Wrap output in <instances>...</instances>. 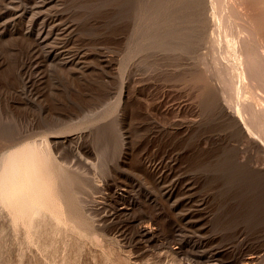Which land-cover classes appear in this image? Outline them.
I'll return each mask as SVG.
<instances>
[{"label":"rangeland","instance_id":"1","mask_svg":"<svg viewBox=\"0 0 264 264\" xmlns=\"http://www.w3.org/2000/svg\"><path fill=\"white\" fill-rule=\"evenodd\" d=\"M54 2L42 8L52 32L41 50L53 45L71 58L69 74L35 57V83L26 85L28 41L0 33V155L16 137L43 131L53 156L75 169L67 179L72 222L65 219L52 232L49 220L46 235L44 227L30 232L9 225L0 206V264H184L165 244L179 223L173 206L188 196L194 228L214 237L225 256L238 238L264 247V145L236 133L228 115L216 110L222 97L214 78L224 64L241 72L234 51L264 41V0H222L219 24L209 0ZM10 11L0 0V14L9 12L2 19ZM75 152L91 162L87 173ZM149 216L159 244L139 235L140 219Z\"/></svg>","mask_w":264,"mask_h":264},{"label":"bare ground","instance_id":"2","mask_svg":"<svg viewBox=\"0 0 264 264\" xmlns=\"http://www.w3.org/2000/svg\"><path fill=\"white\" fill-rule=\"evenodd\" d=\"M3 1L12 9V11H10V16L6 19H2V17L8 15L9 12L0 14V33L2 34L7 33L8 35L16 34L18 37L22 38L26 42L28 41L27 45H28L29 51H31V54H32L30 59L27 58L26 60L27 63L25 64V70H24L25 84L28 86H32L35 83L34 79L33 78L31 79V75H30L32 73L31 72L33 68L32 66L34 65L33 58L35 57H39L40 58L39 61L48 60V61L55 62L56 64L55 63L54 64L58 66L59 69L64 70L66 71L67 74H69L68 66L72 64L71 58H66L65 56L63 57L59 56L58 53L61 51L57 53L56 51H58V48L53 45H50L49 48L45 52H42L41 50L43 45H45L48 42V40L51 38V32H52L51 26H49L46 22L47 20H45L46 17H44V15L41 14L42 8L48 7L49 5H51V3L53 5L54 0H25L23 4H21L20 0H3ZM221 1L222 0H209L210 8H211L209 10L210 17L215 20V24L217 23L219 24V22L221 21L219 17L220 14L218 13V8L221 5ZM15 2H18V4L14 5ZM219 12H220V9H219ZM246 13H247L248 19H251L252 13L250 11H247ZM55 24H59V23L55 22ZM60 25H61V22H60ZM217 27L218 29L219 28L223 29V26L218 25ZM67 29L68 31H70L73 29V26L70 25ZM64 30H65V27H64ZM225 30H226V27H225ZM225 30L223 34L227 40L228 34H227V31ZM262 37H264V34H262ZM259 38L261 39L260 36ZM260 47L262 48V50L259 49ZM236 50L237 51H234L236 52V54H234V52L232 53L235 56H237V58H239V61L241 59V62L243 64L241 65L243 66L242 71L234 72V69L231 68L234 66H229L227 64L226 65L224 64L220 66L221 68L217 69V71H215L214 73V78L218 79L221 83V87L219 90H220V95L222 97V99L220 98L219 100L220 104H219L218 109L216 110H220L221 112L224 113V115H228L232 123L230 124L232 125V127H234V131L236 133L242 135L243 137L245 136V138L246 137L248 138L256 137V139L258 138L257 140L260 142V147H262L264 145V140H263L264 139V129H262V127L264 128V121H263L264 120V107L261 106L260 102H257L258 101L257 98H260L261 100L262 99L261 97H264V67L261 68L262 67L261 64L263 66L264 64L263 63L258 64V62H260L261 56L264 57V41L261 42V44H259L258 47H253L252 49H248V51H242L241 46H239V48H237ZM211 53L213 54V51H211ZM212 57L214 58V60L217 61L218 57L216 55L213 54ZM221 61L219 60V63ZM214 62L212 63L214 64ZM74 66L72 67L71 65V67L73 68L71 70H74ZM260 68L262 69L261 71H259ZM63 72H62V75H63ZM64 76L67 77V75H64ZM236 76L237 78H240L239 83L237 84L235 82V80L237 81V79L235 78ZM123 84L124 83L121 82V85H120L121 89L119 91L120 98L124 90ZM218 95L219 94H217V97ZM237 96L239 97L243 96V97H241L240 99H236ZM216 101H218V99ZM119 103H120V100H119ZM214 103H215V99H214L213 104ZM258 103L260 104V106L256 105ZM262 103H264V101ZM215 104L217 105V102ZM227 105L228 107L226 108ZM223 113L221 114L223 115ZM101 117H104V115ZM38 121L39 120H37V122ZM49 123L50 121L48 122V124ZM31 130H33L32 126H31ZM32 132H33L32 134H29V135L26 134V136L21 135L20 137H16L15 142L10 140L14 143V145L12 147L9 146L8 147L9 149L8 148L7 150L5 149L6 151L0 155V206L2 208H5L7 211V214L9 217L8 219L10 221L9 225L16 226L18 223H20L22 224V226L24 225L23 227H26V229L28 227L29 231L31 229L32 232H36L37 230L38 232H42V231H39V228L41 230V227H44V229L43 228L42 229L45 234L44 233L43 234L46 235V232H47L46 230H48V229H45L46 225L47 226L50 225L49 223H48L49 225L47 224V221L50 220V223H51L50 226L52 227V230L51 229L49 230H51L52 232H55L56 230H58V226L60 225V223L62 224L63 220L68 219L69 222H72V212L74 211V209L73 211L71 210L73 207L71 206L72 204L69 203V199H70L69 196L72 192L73 186L72 187L71 185L68 186L67 179H70V177L73 174L72 172H74L75 169H72L73 171L69 170L70 168L68 167L69 168L68 169L67 165L63 164V162L57 160L53 156L52 150L47 140V135H42V133H44L43 131L41 134H38L39 133L38 130L37 132H35V130H33ZM259 138L262 141H260ZM78 153L79 152H75L72 154V156L75 159V162L76 160L77 161L81 160L83 162L82 164L85 163V168L83 169L82 172L87 173V167L90 166L89 163L91 164V162L89 161L88 163L86 159L85 160L82 159L79 156L80 154L78 155ZM82 168L83 167H81V169ZM75 173L74 175H76ZM165 196L167 197V199H169L172 196V190H167L165 193ZM72 201L74 202V200ZM192 201L193 199L188 196L186 199H181V201H178L179 205L174 204L173 206L175 209L178 210L176 212H177V218L179 222L177 223V226L173 227L174 228L173 232L176 231V233H179V235L178 237H174L177 234H173L172 232V235L174 236H168V237L166 236L167 244L164 243L165 241L163 242L165 245H167L168 247L167 249L172 255L178 256L180 261L181 259L184 260L183 262L184 264H264V247L251 246L249 244H246L243 238L241 239L238 238V240L235 242L233 246L234 252L232 251L233 254L231 256L230 255L225 256L222 249H220V245L219 246L217 245L214 237L206 236L202 234V232L199 229L194 228L196 226V222H193L192 220L193 211L187 206ZM174 203H176V201ZM182 204L187 207L182 206L184 207V209L180 208L179 206ZM203 204H204L203 200L198 201L199 206H202ZM69 206L71 208H69ZM141 219L137 226L139 235L141 237H144L145 240L147 239L148 241H151V242H157L156 219L151 218L150 216L149 218H146L143 220ZM33 228L35 229L34 231H33ZM49 232L50 231H48V233ZM36 235L37 237L36 238L34 237L35 239L38 238V234ZM40 235L42 236V233ZM26 240L28 243L32 241L33 238L30 241H28V239ZM39 241H41V239ZM42 242H44V240H42ZM33 244H31V246ZM39 244H42V243H39ZM52 244L54 246L56 245L54 243ZM164 244H162V246ZM33 246L35 247V245ZM47 249H49V246L47 247ZM44 252H45V249H44ZM173 258L174 257H172L171 259Z\"/></svg>","mask_w":264,"mask_h":264}]
</instances>
